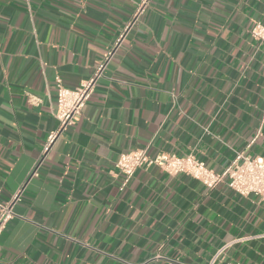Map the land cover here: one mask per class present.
Returning <instances> with one entry per match:
<instances>
[{
	"label": "crops",
	"instance_id": "obj_1",
	"mask_svg": "<svg viewBox=\"0 0 264 264\" xmlns=\"http://www.w3.org/2000/svg\"><path fill=\"white\" fill-rule=\"evenodd\" d=\"M138 0H0V203L23 184L55 117L57 78L95 71ZM264 0H152L75 122L26 181L0 264H264V201L138 169L121 154L194 156L221 172L264 159ZM259 136L254 140L257 130Z\"/></svg>",
	"mask_w": 264,
	"mask_h": 264
},
{
	"label": "built area",
	"instance_id": "obj_2",
	"mask_svg": "<svg viewBox=\"0 0 264 264\" xmlns=\"http://www.w3.org/2000/svg\"><path fill=\"white\" fill-rule=\"evenodd\" d=\"M151 2L152 0H138L133 15L118 34L112 48L104 54L102 60L97 64L94 73L87 80L83 81L80 86L68 89L62 86L60 80L57 78L55 117L59 121V127L53 134L48 136L40 156L23 184L7 202L0 203V233L14 217L13 208L20 201L26 181L35 175L38 166L44 160L57 135L75 122L85 102L92 95L96 82L102 76L115 50L119 47L129 30L140 21ZM250 34L256 40L264 42V26L262 24L255 23L250 29ZM260 122L261 124L264 123V108ZM259 134L260 129L257 130L254 140ZM151 166L158 167L171 176L177 174L189 176L201 183L208 190L225 184L229 189L241 196L254 195L264 201V159L260 157L251 158L248 155L237 153L221 172H215L192 155L179 157L174 154L161 152L150 156L147 149H136L121 154L115 164L117 172L122 176L120 190H123L127 186L138 169H145ZM213 263L214 261L211 262V264Z\"/></svg>",
	"mask_w": 264,
	"mask_h": 264
}]
</instances>
